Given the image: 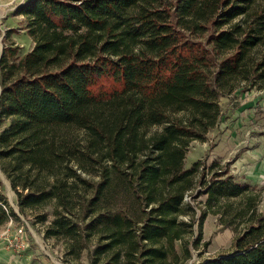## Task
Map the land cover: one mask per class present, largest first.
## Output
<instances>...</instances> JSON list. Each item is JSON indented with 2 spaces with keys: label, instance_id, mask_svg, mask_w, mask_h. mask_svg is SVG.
<instances>
[{
  "label": "trees",
  "instance_id": "trees-1",
  "mask_svg": "<svg viewBox=\"0 0 264 264\" xmlns=\"http://www.w3.org/2000/svg\"><path fill=\"white\" fill-rule=\"evenodd\" d=\"M22 12L36 45L0 58V168L20 212L56 204L47 234L79 242L77 258L96 238L90 264H186L208 214L224 228L245 219L232 252L198 264H264L262 191L218 161L184 168L189 146L217 125L219 99L242 83L264 87V0H32ZM72 128L87 133L84 149L60 135ZM73 161L97 177L68 167L88 195L75 220L72 187L55 175ZM24 168L53 181L18 183ZM197 181L207 199L192 245L194 221L182 217ZM0 196L1 226L18 216ZM231 200L241 208L224 209Z\"/></svg>",
  "mask_w": 264,
  "mask_h": 264
},
{
  "label": "rangeland",
  "instance_id": "rangeland-1",
  "mask_svg": "<svg viewBox=\"0 0 264 264\" xmlns=\"http://www.w3.org/2000/svg\"><path fill=\"white\" fill-rule=\"evenodd\" d=\"M29 1L32 0H0V54L4 52L5 47L16 49L14 60L23 58L36 45V39L30 32L29 21L22 12V7ZM198 37L203 41L207 39L204 35ZM259 87V84L242 83L233 94L222 96L219 99L220 118L217 125L208 133L206 142H193L189 146L184 168L190 169L194 163L200 160L206 164L207 168L214 161L229 165L237 183L242 186H250L255 193L262 191V200L257 205V211L264 214V177L261 180H251V182L259 184L250 185L247 183L249 172L245 170L247 161L251 162L255 158L252 153L258 145L253 140V132L256 131L258 135L264 137V87L261 89ZM252 123L258 124V130L263 128V132H257L256 128H248ZM8 125L9 122H6L3 128ZM154 131L156 129L153 128L151 132ZM63 132L60 135L70 139L69 142L77 146L78 149L86 147L87 133L83 129L72 128L70 131ZM238 140L239 143H237ZM218 155H222V158H219ZM213 156L218 157V160H212ZM240 160L243 162L239 163ZM80 163L91 168L90 160L85 157L80 159ZM57 165L59 167L55 169V175L65 181L68 187H72L68 194V200L71 202V207H75L73 210L75 220L82 216L79 211L81 197L87 194L84 192L80 180L66 174L68 167L76 170L82 178L91 180L97 179V177L83 172L75 161ZM208 172L206 171L203 182L209 180ZM15 177L18 183L27 182L31 185L53 181V175L47 170L42 169L39 172L36 168L18 170ZM0 181V194L4 195L7 205L14 209L18 216V220L15 217H10L7 223L0 226V264H90L89 254L97 243L96 238L88 240V248L82 251L80 258H77L72 247L78 250L79 242L70 237H51L47 234L48 228L55 219L54 213L57 205L49 203L44 207L40 206L21 213L16 191L1 168ZM200 191H203L201 183L197 181L194 189L188 192L185 197L186 205L191 207L187 211L189 214L182 217L185 222H189L191 218L194 221L193 236L188 238L192 245L199 234L200 217L205 210L204 205L207 199V196ZM228 203H223L224 209L231 211L238 207L241 208L239 200H231ZM234 213L235 211H232V215ZM226 220L232 221V217L228 216ZM236 223L233 227L224 228L220 223L219 215L208 214L202 223L200 245L197 249H192V258L186 264H198L232 252L235 237L240 235L247 226L245 219H237ZM20 230L22 232H19ZM176 248L178 253H181L182 243L177 242Z\"/></svg>",
  "mask_w": 264,
  "mask_h": 264
},
{
  "label": "crops",
  "instance_id": "crops-1",
  "mask_svg": "<svg viewBox=\"0 0 264 264\" xmlns=\"http://www.w3.org/2000/svg\"><path fill=\"white\" fill-rule=\"evenodd\" d=\"M263 122H264V120H263ZM254 123H252L253 125L251 124V126H249L248 128L251 127L252 129L256 128L258 130V127H257L258 124L255 125ZM257 132H263V128H261ZM253 134H254L253 140H255V142H257V144H258L252 153L255 156V158L253 160H251L252 163L250 161H247V163L245 164V165H247V168L245 170L249 172L247 174V178H249V179H247V183L250 185L259 184V183H253V182H251V180H261L262 177H264V159H262V158H264V137L261 135H258V133H256V131L253 132ZM237 143H239V140L237 141ZM217 150H218V148H217ZM218 156H220L219 158H222V155H218ZM212 160H218V157L216 158L215 156H213ZM238 162L241 163L243 161L240 160ZM229 169H230V167H229ZM230 173H231V170H230ZM234 180H235V177H234Z\"/></svg>",
  "mask_w": 264,
  "mask_h": 264
},
{
  "label": "water",
  "instance_id": "water-1",
  "mask_svg": "<svg viewBox=\"0 0 264 264\" xmlns=\"http://www.w3.org/2000/svg\"><path fill=\"white\" fill-rule=\"evenodd\" d=\"M2 55H3V52H1V54H0V58L2 57ZM0 94H1V90H0Z\"/></svg>",
  "mask_w": 264,
  "mask_h": 264
},
{
  "label": "built area",
  "instance_id": "built-area-1",
  "mask_svg": "<svg viewBox=\"0 0 264 264\" xmlns=\"http://www.w3.org/2000/svg\"><path fill=\"white\" fill-rule=\"evenodd\" d=\"M19 232H22V230H20Z\"/></svg>",
  "mask_w": 264,
  "mask_h": 264
}]
</instances>
